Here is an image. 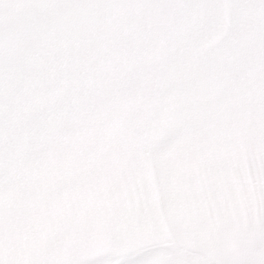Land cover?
<instances>
[{"label": "rangeland", "instance_id": "374dc122", "mask_svg": "<svg viewBox=\"0 0 264 264\" xmlns=\"http://www.w3.org/2000/svg\"><path fill=\"white\" fill-rule=\"evenodd\" d=\"M257 24L264 26V0H0V264H42L53 248L72 254L77 231L83 240L105 236L99 216L148 209L156 199L159 181L143 160L155 154L127 147L120 83L159 44L154 29H201L264 60ZM258 98L264 105V86ZM220 144L204 152L240 156L243 173L264 169V106ZM240 203V213H210L231 227L205 233L213 242L223 231L228 249L240 242L235 264H264V211H249V197Z\"/></svg>", "mask_w": 264, "mask_h": 264}, {"label": "crops", "instance_id": "0c3cea01", "mask_svg": "<svg viewBox=\"0 0 264 264\" xmlns=\"http://www.w3.org/2000/svg\"><path fill=\"white\" fill-rule=\"evenodd\" d=\"M153 31L150 38L159 44L120 83L122 109L131 127L127 147L154 152L142 158L158 178L154 190L159 194L153 192L156 199L148 209L122 207L111 216H99L105 236L96 239L90 233L83 240L77 231L72 254L53 248V258L49 251L40 256L42 264H193L191 254L209 264H226L229 252L235 264L240 242L228 249L230 238L223 231L213 242L205 233L229 228L232 221L222 216L214 222L210 213H240L243 197L255 203L249 211H264L263 168L243 173L240 156L211 158L204 152L223 147L227 134L256 119L264 106L258 98L264 60L241 41H210L201 29ZM243 180H248V189ZM195 213L205 215L200 219ZM147 229L154 234L147 236Z\"/></svg>", "mask_w": 264, "mask_h": 264}, {"label": "trees", "instance_id": "16d2710c", "mask_svg": "<svg viewBox=\"0 0 264 264\" xmlns=\"http://www.w3.org/2000/svg\"><path fill=\"white\" fill-rule=\"evenodd\" d=\"M195 256H197V255L195 254ZM198 256H199V255H198ZM199 258H200V256H199ZM202 258L206 260L205 257L202 256ZM188 259H189V261L193 262V264H197V263H195V261H196L195 259H196V258H195V259H192L190 256H188ZM205 264H209V263H205Z\"/></svg>", "mask_w": 264, "mask_h": 264}]
</instances>
